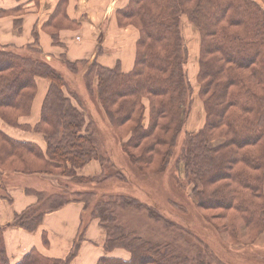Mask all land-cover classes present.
<instances>
[{"label":"trees","instance_id":"1","mask_svg":"<svg viewBox=\"0 0 264 264\" xmlns=\"http://www.w3.org/2000/svg\"><path fill=\"white\" fill-rule=\"evenodd\" d=\"M263 5L256 0H130L117 10V18L121 25L134 23L140 30L134 68L124 73L119 64L110 68L94 62L100 68L95 86L112 123L129 127L131 136L125 145L144 153L139 158L131 153V161L137 164L156 158L168 162L185 122V105L191 104L192 88L184 68L188 55L180 25L182 14L189 17L201 36L198 81L206 123L196 133L187 134L183 158L193 180L204 183L199 203L240 214L241 225L255 234L262 230L259 222L264 221ZM58 15L59 21H55ZM61 17L76 24L67 15L65 0L60 1L49 23L60 27ZM52 35L54 44L64 46L57 33ZM38 77L50 81L41 120L35 127L46 139V152L35 142L15 139L0 128V167L30 173L34 167L30 159L38 157L44 172L73 175L72 167L83 166L96 153L93 131L84 130V108L66 97V78L44 56L38 41L26 47L0 45V118L7 125L29 128L19 119L31 112ZM145 98L150 102L148 126L142 124ZM218 137H224L225 142L210 145ZM217 181L224 188L211 187L213 191L204 195L205 188ZM120 196L126 204L127 195ZM43 214L26 211L16 215V223L34 230ZM79 240L64 259L32 249L12 263L0 227V264H69ZM165 241L149 240L135 230L109 231L105 248H126L131 257L103 255L97 264H191Z\"/></svg>","mask_w":264,"mask_h":264},{"label":"rangeland","instance_id":"2","mask_svg":"<svg viewBox=\"0 0 264 264\" xmlns=\"http://www.w3.org/2000/svg\"><path fill=\"white\" fill-rule=\"evenodd\" d=\"M126 1L125 5L130 0ZM256 1L260 4L261 2L264 3L262 0ZM124 6L118 7L115 15L120 27L133 26L138 30L135 65L140 30L134 23H128L125 26L119 23L117 10ZM61 19L63 20L60 25L61 28L77 29L80 26V23L72 24L63 17ZM180 25L188 55V61L184 68L192 88V94L191 97H188L191 104L185 105V122L168 162L157 161L156 158H151L145 163L138 161L137 164L131 161V153L135 152L138 158L140 155L144 156V153L140 148H129L125 145L131 136L129 127L123 128L119 124H113L112 115L108 114L110 112L106 109V103L100 99L95 85L100 69L97 65L102 64L96 58L92 62L88 59L73 60L66 52L61 53L59 61L52 65L66 78L67 82L64 87L66 97L70 98L77 107L84 108L87 118V125L84 130L87 133L93 131L96 153L83 166L72 167L73 175L44 172L41 166L43 161L42 159L39 160L38 157L30 159L34 166L30 173L5 170L7 179L0 176V194L13 201L9 192L10 187L12 185L25 186V193L35 197L37 204L28 205L21 212H17L11 222L0 226L4 229V233L11 226L24 228L16 223V215L26 211H29L30 215H36L44 211L42 221L36 229L24 228L28 232H35L44 222L47 213L57 210L66 203L76 202L82 204L84 209L81 225L83 222L84 226L90 222H98L102 233L101 244L106 250L105 255L114 256L109 253L123 249L129 252V257L120 258L129 259L131 252L128 249L116 247L107 250L104 243L109 231L116 234L120 231L135 230L149 240L170 242V246L181 255L187 256L188 262L191 264H264V221L259 222L263 227L260 226L262 230L255 234L254 231L241 225L242 216L240 214L218 207H210L213 205L203 207L200 204V198L201 192L204 190V183L195 182L191 174L188 173L183 158L187 134L196 133L204 127L206 108L203 98L199 94L200 84L198 81L201 36L187 15H181ZM60 42L64 45L61 47L66 49V44L63 41ZM99 45L101 48V41ZM94 62L98 64L94 65ZM117 64L124 73L130 72L134 68L133 65L131 69L125 70L121 63L118 62ZM143 102L146 109L142 124L148 126L150 102L148 98L143 99ZM88 121L90 122L88 123ZM35 127L29 125L28 129L37 132ZM28 129L25 130L28 131ZM42 136L44 137L43 134ZM224 142V137H218L210 145H219ZM37 145L40 147L39 144ZM42 151L43 153L46 152L43 149ZM85 170L88 174H84ZM36 175L39 177H31ZM81 178H85V180H81ZM207 179L205 178V180ZM207 182L209 183V180ZM209 185V188H205L204 195L213 191L211 187L224 188L221 181ZM120 195H127L126 204L123 203L125 200ZM212 200L216 201L214 198ZM32 206H35L33 211L31 210ZM231 229H234L236 234ZM76 236L78 238L73 240L68 254L64 256L65 258L73 251L76 240L80 238L81 243L82 240L86 239V235L81 232ZM43 241V243H48L46 233L43 234ZM79 246L76 250L77 253ZM170 246L168 249L174 252ZM38 252L42 254L40 251Z\"/></svg>","mask_w":264,"mask_h":264},{"label":"crops","instance_id":"3","mask_svg":"<svg viewBox=\"0 0 264 264\" xmlns=\"http://www.w3.org/2000/svg\"><path fill=\"white\" fill-rule=\"evenodd\" d=\"M60 1L0 0V45L26 47L38 41L44 50V56L51 64L57 63L59 55L66 52L73 60L88 59L92 62L96 58L106 67H114L118 62L125 70L133 67L138 30L133 26L120 27L115 15L116 9L124 6L126 0H65L68 17L80 23L77 29L61 28L49 23ZM6 10L9 12H5ZM59 18L60 15L55 17V21H59ZM54 32L57 33L58 41L66 44V49L54 44L52 35ZM36 81L37 92L31 112L19 119V123L24 126L35 127L41 119L50 81L43 77H38ZM0 128L15 139L35 142L46 150L47 143L44 137L33 129L9 126L1 118ZM5 173L6 171L0 169L1 178L6 176ZM84 174H88L86 170ZM24 187L15 185L10 187L9 192L13 201L0 194V226L11 222L17 212L36 203V198L28 196ZM82 212L84 213L82 204L69 202L47 213L44 222L35 232L11 226L4 233L10 261L18 262L32 249H37L49 257L65 258L73 240L78 238L76 235L81 232L86 235V239L80 243L78 253L70 264H97L106 254L101 244L100 226L98 222H90L86 226L83 222L81 225ZM44 233L48 235L47 244L43 243ZM109 254L129 257V252L123 249H117Z\"/></svg>","mask_w":264,"mask_h":264}]
</instances>
